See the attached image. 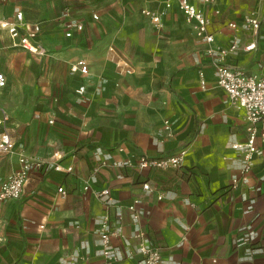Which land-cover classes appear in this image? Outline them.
<instances>
[{
  "label": "crops",
  "instance_id": "obj_1",
  "mask_svg": "<svg viewBox=\"0 0 264 264\" xmlns=\"http://www.w3.org/2000/svg\"><path fill=\"white\" fill-rule=\"evenodd\" d=\"M189 1L209 19L212 43L195 36L176 0L161 31L141 11L161 6L151 0H69L59 22L39 23L46 52L29 58L33 99L10 108L15 151L0 154V180L19 167L20 154L40 164L20 198L0 200V264H109L98 233L104 215L110 228L121 226L110 239L115 264H144L139 230L163 264H264V144L257 141L247 183L230 189L240 165L230 144L245 140L246 121L217 85L207 52L237 37L227 62L264 74V0ZM250 11L257 29L228 25ZM70 22L82 28L66 36ZM78 59L88 75L70 70ZM82 83L83 98L74 91ZM181 149L176 168L111 165ZM101 187L110 190L106 201L94 194ZM136 198L137 223L127 208Z\"/></svg>",
  "mask_w": 264,
  "mask_h": 264
},
{
  "label": "built area",
  "instance_id": "obj_2",
  "mask_svg": "<svg viewBox=\"0 0 264 264\" xmlns=\"http://www.w3.org/2000/svg\"><path fill=\"white\" fill-rule=\"evenodd\" d=\"M4 1V0H1ZM158 1L161 6L159 8H143L142 13L150 19V22L156 31H161L164 26L163 17L172 4L173 0H151ZM208 1V0H204ZM178 9L184 14L186 21L192 24L195 36L206 43H212L214 37L207 31L209 19L203 14L202 10L192 4L189 0H176ZM68 10L64 12L67 14ZM96 18V15H93ZM228 25L232 28L251 27L257 29L259 19L254 11L245 13L242 21L237 23L231 21ZM0 27L7 30L16 45H20L27 51L33 54L42 55L45 49L37 42L36 37L41 29L38 22L28 23L23 18L21 10L16 9L12 15H0ZM69 29L65 32L66 36L71 35V28L81 29L82 24L79 22H70ZM254 43H249L245 49H251ZM238 47V38L233 37L229 47H212L207 48L208 54L212 57V64L216 75L217 85L228 95L229 101L236 107L244 111L246 121L245 132L246 138L244 141H233L230 147L238 153L239 157V172L231 177L229 184L230 189H236L248 181V175L252 168L254 158L259 155L260 147L257 144L259 141L264 144V74L246 72L241 68L230 65L227 62V56L230 51ZM1 66V65H0ZM70 70L79 72L82 75H88L89 69L87 63L83 59H78L71 63ZM126 72H131L129 68ZM200 83L204 84L202 73L200 72ZM6 78L0 67V88L5 86ZM86 86L82 83L75 87V93L82 96L85 93ZM7 115H0V154H11L15 151L12 137L5 126ZM168 128V126H166ZM187 153V149H181L178 152L166 156H149L139 155L135 162L127 160H113L111 165L126 166L135 165L139 169L143 168H176L179 167ZM19 167L13 171L7 178L0 180V200L17 199L23 193L24 184L26 183L30 169L39 165L40 161L34 157H28L23 154L19 155ZM106 165L105 162L100 164ZM55 169H61L58 163L54 166ZM71 166L65 168L66 171H71ZM89 184L84 185V189H88ZM143 189L149 190L148 183H143ZM57 191L64 195L65 189L60 186ZM97 198L106 201L109 199L110 190L108 187H101L94 190ZM160 197V196H159ZM139 199L132 200L127 205V208L132 212L134 221L137 223L139 213L136 210V205ZM251 204V203H250ZM251 208V205H248ZM102 254L109 261V264H115L117 261L110 249V239L112 236L121 235V226L110 228L108 217L104 215L98 229ZM138 238L137 249L143 255L144 264H163L160 248L146 243L142 231H136L135 235Z\"/></svg>",
  "mask_w": 264,
  "mask_h": 264
},
{
  "label": "rangeland",
  "instance_id": "obj_3",
  "mask_svg": "<svg viewBox=\"0 0 264 264\" xmlns=\"http://www.w3.org/2000/svg\"><path fill=\"white\" fill-rule=\"evenodd\" d=\"M68 3L69 0H0V12L9 11L10 14H13L16 9H19L23 12L25 22H38L41 25H45L46 23L59 22L60 11L62 9L64 12V9L69 5ZM63 12L62 15L64 14ZM2 14L0 13V15ZM31 56L41 55L33 54L20 45H16L9 32L0 27V67L2 72L6 73V75L4 74L5 78L7 77L5 82V85H7L0 88V115L2 112L7 115V120L5 121L7 128V123L10 120V108L15 105L13 101L16 103L20 100V105L25 107L28 106L29 99H33L31 94L33 86L32 88L29 87L33 78L28 64ZM122 71L127 74L125 68ZM21 74L25 77L24 81H20ZM83 84L87 85V83ZM18 90L20 91L19 93ZM84 95L85 93L79 97L83 98ZM17 107L20 109L21 106Z\"/></svg>",
  "mask_w": 264,
  "mask_h": 264
}]
</instances>
